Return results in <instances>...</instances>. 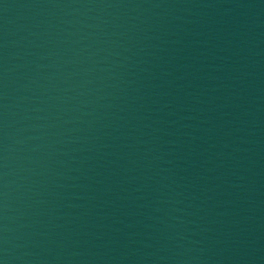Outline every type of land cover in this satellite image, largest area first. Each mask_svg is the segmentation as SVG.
Returning <instances> with one entry per match:
<instances>
[{
	"label": "water",
	"instance_id": "95a60500",
	"mask_svg": "<svg viewBox=\"0 0 264 264\" xmlns=\"http://www.w3.org/2000/svg\"><path fill=\"white\" fill-rule=\"evenodd\" d=\"M0 264H264V0H0Z\"/></svg>",
	"mask_w": 264,
	"mask_h": 264
}]
</instances>
